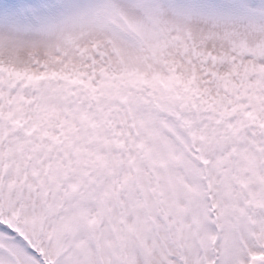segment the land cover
Instances as JSON below:
<instances>
[{
    "label": "snow or ice",
    "instance_id": "6c2138e0",
    "mask_svg": "<svg viewBox=\"0 0 264 264\" xmlns=\"http://www.w3.org/2000/svg\"><path fill=\"white\" fill-rule=\"evenodd\" d=\"M0 264H264V0H0Z\"/></svg>",
    "mask_w": 264,
    "mask_h": 264
}]
</instances>
